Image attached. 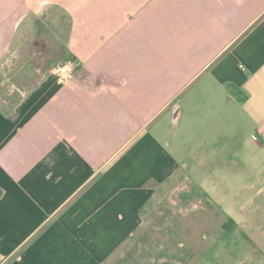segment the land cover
I'll list each match as a JSON object with an SVG mask.
<instances>
[{
  "label": "crops",
  "instance_id": "0c3cea01",
  "mask_svg": "<svg viewBox=\"0 0 264 264\" xmlns=\"http://www.w3.org/2000/svg\"><path fill=\"white\" fill-rule=\"evenodd\" d=\"M9 77L0 264H153L185 199L264 188V0H0Z\"/></svg>",
  "mask_w": 264,
  "mask_h": 264
},
{
  "label": "rangeland",
  "instance_id": "374dc122",
  "mask_svg": "<svg viewBox=\"0 0 264 264\" xmlns=\"http://www.w3.org/2000/svg\"><path fill=\"white\" fill-rule=\"evenodd\" d=\"M33 51L32 45H23L19 53L22 61L30 60ZM26 65L31 68L28 62ZM10 84L15 82L9 77L0 89H8ZM246 185L238 190H222L227 194L225 199H215L213 204H201L189 197L180 205L175 219L157 222V228L162 229H169L170 223L172 235L147 236L157 253L153 264H264V188ZM151 223L146 222L148 226ZM158 241L162 245L157 249Z\"/></svg>",
  "mask_w": 264,
  "mask_h": 264
},
{
  "label": "built area",
  "instance_id": "2783aa9c",
  "mask_svg": "<svg viewBox=\"0 0 264 264\" xmlns=\"http://www.w3.org/2000/svg\"><path fill=\"white\" fill-rule=\"evenodd\" d=\"M240 68L244 69V66L243 65H240Z\"/></svg>",
  "mask_w": 264,
  "mask_h": 264
}]
</instances>
